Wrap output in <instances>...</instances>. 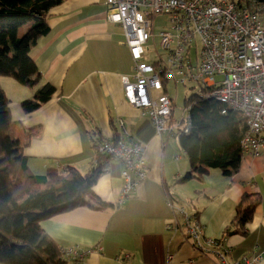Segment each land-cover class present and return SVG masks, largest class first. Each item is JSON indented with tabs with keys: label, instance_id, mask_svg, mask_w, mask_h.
Instances as JSON below:
<instances>
[{
	"label": "crops",
	"instance_id": "obj_1",
	"mask_svg": "<svg viewBox=\"0 0 264 264\" xmlns=\"http://www.w3.org/2000/svg\"><path fill=\"white\" fill-rule=\"evenodd\" d=\"M108 10L105 0H66L53 8L46 21L49 34L30 52L40 81L29 88L1 78L0 87L9 100L16 138L31 174L44 175L50 167L68 166L85 174L96 156L94 141L121 134L118 120L124 122L125 140L144 149L148 172L119 206L126 185L122 168L103 160L101 165L108 164V168H102L93 192L112 207L103 211L76 208L42 221L40 228L60 249L98 247L83 264H220L214 255L198 250L182 226L180 230L167 228L174 219L168 204L172 202L197 214L202 229L200 244L207 238L220 241L219 248L228 251V261L264 254V151L256 158L243 156L238 173L231 178L210 169L199 179L183 182L189 163L177 150L174 138L158 136L145 112L125 99L123 79L135 81V63L123 29L108 20ZM162 17L153 19V29L156 18ZM165 28L167 20L160 31ZM159 32L154 30L145 56L151 46L160 56ZM153 62L145 63L159 74L164 88L151 92L152 96L168 95L170 81L163 80L162 67ZM46 83L54 89L50 100L35 112L25 113L21 102L32 99ZM244 195L259 200L252 220L244 235L223 238ZM259 264H264V256Z\"/></svg>",
	"mask_w": 264,
	"mask_h": 264
},
{
	"label": "built area",
	"instance_id": "obj_2",
	"mask_svg": "<svg viewBox=\"0 0 264 264\" xmlns=\"http://www.w3.org/2000/svg\"><path fill=\"white\" fill-rule=\"evenodd\" d=\"M105 4L109 7L108 20L123 29L125 45L135 63V81L123 79L125 99L145 112L158 136L174 138L183 118L187 119L184 132L190 130L187 109L177 121L173 116V100L163 93L154 98L151 93L162 92L164 84L144 57L148 42L155 37L153 19L165 16L167 28L158 37L167 56L157 55L155 59V64L162 67L159 73L163 80L184 86L194 84L199 99L219 103L222 114L226 111L239 114L247 124L240 143L242 155L256 158L263 153L264 0H105ZM118 126L122 134L128 135L122 120H118ZM120 138L116 143L104 138L93 143L94 149L108 158V163L113 161L122 168L126 185L119 206L148 172L142 146ZM103 168L107 169L108 164ZM168 204L174 219L167 228L180 230L182 226L198 250L214 255L220 264H259L263 259L261 254L228 261V251L219 248L216 240L207 238L200 244L202 229L190 213L172 202ZM97 249L82 250L70 245L60 251L68 264H83L86 256Z\"/></svg>",
	"mask_w": 264,
	"mask_h": 264
},
{
	"label": "trees",
	"instance_id": "obj_3",
	"mask_svg": "<svg viewBox=\"0 0 264 264\" xmlns=\"http://www.w3.org/2000/svg\"><path fill=\"white\" fill-rule=\"evenodd\" d=\"M65 1L0 0V79L10 78L29 88L40 81L41 74L30 52L50 32L46 22L50 11ZM198 92L188 94L184 100L189 132H184L187 119L183 118L174 137L177 150L189 163L183 182L199 179L210 169L231 178L240 169V143L247 129L246 121L237 113L222 114V105L199 99ZM53 93L54 89L44 84L32 99L21 102L23 111L35 112ZM8 103L0 87V264H68L40 223L76 208L103 211L112 207L93 192L103 172L101 163L108 158L95 150L96 156L85 174L71 166L50 167L44 175L31 174L28 158L16 138L17 128L11 121ZM120 137L122 134L111 138L112 143ZM258 204L257 198L244 195L235 206L231 227L224 231L223 238L244 235ZM191 215L196 219L197 214Z\"/></svg>",
	"mask_w": 264,
	"mask_h": 264
},
{
	"label": "rangeland",
	"instance_id": "obj_4",
	"mask_svg": "<svg viewBox=\"0 0 264 264\" xmlns=\"http://www.w3.org/2000/svg\"><path fill=\"white\" fill-rule=\"evenodd\" d=\"M165 22H166L165 16L160 19L156 18L154 22V30L156 33H158L161 30ZM154 49L155 48L152 46L149 47L150 52L147 53L145 56L146 61L152 62L156 58V53ZM156 49H157V46H156ZM158 54L162 57H165V53L163 51L158 50ZM167 92H168V95L173 100L174 117H175V120L178 121L181 119L182 113L184 111V100L186 96L191 93L195 94L197 92V88L194 84L186 85V86L178 84L177 86H175L174 83L170 81L167 85ZM122 137L127 138L128 136L126 134L125 135L122 134ZM178 154L181 155L180 152H178Z\"/></svg>",
	"mask_w": 264,
	"mask_h": 264
}]
</instances>
